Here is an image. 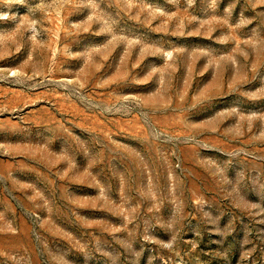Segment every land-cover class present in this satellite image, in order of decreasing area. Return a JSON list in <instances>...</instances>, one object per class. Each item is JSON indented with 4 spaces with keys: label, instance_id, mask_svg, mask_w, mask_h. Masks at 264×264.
<instances>
[{
    "label": "rangeland",
    "instance_id": "1",
    "mask_svg": "<svg viewBox=\"0 0 264 264\" xmlns=\"http://www.w3.org/2000/svg\"><path fill=\"white\" fill-rule=\"evenodd\" d=\"M0 264H264V0H0Z\"/></svg>",
    "mask_w": 264,
    "mask_h": 264
}]
</instances>
